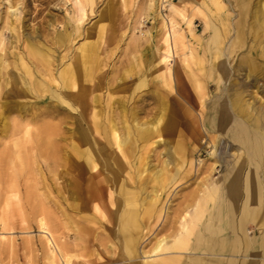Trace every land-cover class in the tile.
<instances>
[{
    "label": "rangeland",
    "instance_id": "374dc122",
    "mask_svg": "<svg viewBox=\"0 0 264 264\" xmlns=\"http://www.w3.org/2000/svg\"><path fill=\"white\" fill-rule=\"evenodd\" d=\"M243 6L235 0H0V264H185L203 256L194 250L196 237L206 209L220 202L208 191L224 172L211 159L213 144L229 142L232 153L247 133L248 151L260 143L254 106L241 111L249 118L246 127L240 121L245 132L229 133L239 120L225 127L233 92L241 104L264 105V73H251L257 63L264 69V0ZM78 57L90 64V76L65 89L62 74ZM210 118L217 126L208 132ZM27 126L38 142L31 152L22 140ZM45 126L55 132L41 135ZM262 154H244L242 161L263 160ZM63 155H77V193L73 178L56 165ZM107 177L112 182L104 183ZM119 189L137 220L127 224L137 240L130 258ZM248 228L259 242L263 229ZM254 254H236L234 264L264 262L259 246Z\"/></svg>",
    "mask_w": 264,
    "mask_h": 264
},
{
    "label": "crops",
    "instance_id": "0c3cea01",
    "mask_svg": "<svg viewBox=\"0 0 264 264\" xmlns=\"http://www.w3.org/2000/svg\"><path fill=\"white\" fill-rule=\"evenodd\" d=\"M240 7L241 6H239V8ZM236 42V45L240 46V41L237 40ZM256 66L257 65H253L251 67H254L251 73H264V69H259L257 68L258 66ZM245 70L246 67L243 66L240 72H245ZM244 88H248L247 85H244ZM230 113V116L228 115L227 119L225 120L226 129L231 120H233L231 116L232 112L230 111ZM173 120L175 122L177 121L175 117ZM215 126H217V124ZM215 126H213V128H215ZM255 126L253 133L260 137V143L253 142L251 150H253V152L256 151V153L261 152L264 154V124L262 125L263 129L258 124ZM238 130L240 129H236L235 133V130L230 129L229 133L235 137H238L242 132ZM209 131L210 130H208V132ZM222 131L225 130L215 132V134L218 135L217 138H219V135H221L220 132ZM169 133L175 135L173 131ZM219 141L222 140L219 139ZM243 142L244 140L242 141L241 146L244 148L240 146L241 149L237 148L236 151L233 152L234 154L242 156L245 153L251 151H248L250 147L244 145ZM227 143L225 141L224 145L228 146ZM228 147L231 146L229 145ZM245 148L247 151L242 150ZM240 151H242V153ZM181 159L184 161V163L180 162ZM181 159H178L176 162L180 164V169L184 168V165L186 164V160L183 158ZM168 163L170 164V162ZM169 164H167V166ZM214 164L215 167L224 169V172L222 176L216 182H214L213 188L208 191V196L212 197V195H218L220 202L214 207H209L206 209L205 212L207 213V221L196 237L197 245L194 247V250L203 253V256L189 257L187 258L188 262L185 264H234V256L241 252L245 255H251V257L257 256L255 254L252 255V251L258 248V246L262 249V254H264V189L262 183V180H264V161L261 162L260 160H246L241 161L240 163L229 162L225 164L214 161ZM261 171H263V175L261 174ZM178 174L179 173L176 172L174 175L177 177ZM227 175H229V177ZM176 177L174 176L173 179H176ZM205 206H207V203H205ZM198 211L200 212V210ZM251 223L254 224L255 227H261L263 229V235L260 241L257 243L251 237H249L251 230L248 228V225ZM133 224L137 225V223L134 222ZM123 227L124 225L122 228ZM122 228L121 232L123 234ZM134 232L135 231L128 229V235H123L126 247L125 256L128 258L134 257L137 254V240ZM137 233L139 234L140 231H137ZM127 240H130L129 246L127 245ZM131 251H135V254L131 255ZM224 256L230 257L224 259ZM247 264H264V262L258 263L253 261Z\"/></svg>",
    "mask_w": 264,
    "mask_h": 264
},
{
    "label": "bare ground",
    "instance_id": "6f19581e",
    "mask_svg": "<svg viewBox=\"0 0 264 264\" xmlns=\"http://www.w3.org/2000/svg\"><path fill=\"white\" fill-rule=\"evenodd\" d=\"M250 0H235V3L237 4V7H239V6H243V5H245V4H247L248 2H249ZM243 8V7H242ZM260 10H261V8H259ZM258 9V10H259ZM257 10V11H258ZM155 11V10H154ZM260 14V13H259ZM241 15L242 16H240V17H243V14L241 13ZM263 15V14H262ZM241 20L242 19H240V22H238L237 23V27H236V38H237V40H239L240 39V29H241V25L243 24V22H241ZM253 32H254V30H253ZM170 35V34H169ZM169 35L167 36V37H169ZM220 34H217V31L215 30L214 31V33H213V35H212V37H211V41H210V43L213 45V47L215 46V44L216 43H219L218 42V39H219V36ZM251 35V34H250ZM257 38V37H256ZM167 40V39H166ZM167 42V41H166ZM254 42H255V40H254ZM168 43V42H167ZM208 44V43H207ZM236 44V43H235ZM256 44V43H255ZM207 46V45H206ZM217 47V46H216ZM234 47V46H233ZM207 48V47H206ZM216 49H218V48H216ZM42 50V49H41ZM253 51V50H252ZM205 52H206V50H205ZM209 52V51H208ZM210 54V53H209ZM218 54V53H217ZM191 55V54H190ZM214 56V55H213ZM207 57V56H206ZM169 58H170V56H169ZM227 58V57H226ZM73 59V58H72ZM85 59V58H84ZM86 59H87V57H86ZM258 61V60H257ZM90 64L88 63V61L86 62V64L82 61V59L80 58V57H78L75 61H74V63H72L71 65H70V67H68V68H66L65 70H64V72H63V74H62V80H63V85H64V88L65 89H70L71 88V86H73L74 85V83H85L86 81H87V79L89 78V76H90V69H89V66ZM257 65H258V63H257ZM251 66V65H250ZM257 67V66H256ZM258 68V67H257ZM240 69V68H239ZM252 69H254V67L252 68ZM234 69H232V71H233ZM54 73V72H53ZM38 74V73H37ZM221 75V74H220ZM22 77V76H21ZM247 77V76H246ZM248 78V77H247ZM59 80V79H58ZM60 81V80H59ZM222 82V81H221ZM71 83H73V85L71 84ZM244 85V84H243ZM43 86L44 85H38V88H37V90H38V92L39 91H42V92H44V88H43ZM222 88V87H221ZM253 88V87H252ZM75 89H76V87H75ZM46 91V90H45ZM41 92V93H42ZM241 92V91H240ZM232 95V94H231ZM77 96L78 95H75V98H77ZM241 96H243V95H241ZM225 98V97H224ZM257 102L256 101H254V102H246V103H240L239 102V96H237V94H234V92H233V97H232V99H231V108H232V110H231V112H232V115L234 116V121L235 120H239V124L237 125V126H235L234 128H236V129H240V130H238V131H242V132H245V128H243V126H241L240 125V121H242V123H244V125H245V123L246 124H248V120L247 119H249V118H247V119H245V118H243V116H241V114H243V113H241V111L246 107H249V106H254L255 108H254V110H253V114H255V116L254 117H256L255 119L257 120V122H256V124H258V125H260L261 127H262V125L264 124V105L263 106H257ZM31 105V104H30ZM259 105V104H258ZM73 106V105H72ZM53 107H54V105H53ZM74 107V106H73ZM244 107V108H243ZM57 108V107H56ZM59 108V107H58ZM245 108V109H246ZM62 111V110H61ZM250 111V110H249ZM43 112V111H42ZM215 112V111H214ZM222 113V112H221ZM41 114V113H40ZM48 114V113H47ZM31 116V115H30ZM220 116V115H219ZM221 117V116H220ZM227 117V116H226ZM70 118V117H69ZM72 119H73V117H72ZM222 119V118H221ZM29 120V119H28ZM28 120H26V121H28ZM33 120H35V119H33ZM52 120V119H51ZM54 120V119H53ZM213 119H209V120H207V122H206V124H204V125H206V128L209 130V128H210V126H215V122L213 123V121H212ZM7 123V122H6ZM31 123V121L29 122V124ZM48 123V122H47ZM223 123V122H222ZM18 124V123H17ZM26 124V123H25ZM212 124V125H211ZM235 125V124H234ZM21 126V125H20ZM32 126V125H31ZM223 127V126H222ZM245 127H246V125H245ZM256 127V126H255ZM254 127V128H255ZM264 127V126H263ZM263 127H262V129H263ZM21 128V127H20ZM26 128V130L25 129H23V131L25 130V133H24V137L26 136V139L23 137V139L22 138H18V140L19 139H22V140H26L25 141V145L27 144L28 145V149L30 150V152L31 151H33L34 150V145H36L37 143L34 141L35 139H36V137H34V135H33V137L34 138H32V133H31V129H30V126H27V127H25ZM250 128V127H249ZM14 129V128H13ZM42 129V128H41ZM256 129H257V127H256ZM17 130V129H16ZM40 130V129H39ZM56 131H58V130H56ZM248 131V130H247ZM252 131V130H251ZM55 131H53V129H51V127H47V126H45V127H43V129H42V132H41V135H45V136H47V134L49 133V135H51L52 133H54ZM264 132V131H263ZM97 133V132H96ZM56 134V133H55ZM115 134H116V132H115ZM15 135V134H14ZM18 135V134H17ZM36 135V134H35ZM37 135H39V138L41 139L42 137H40V134H37ZM36 135V136H37ZM21 136V135H20ZM45 136H44V139H45ZM55 136V135H54ZM98 136V135H97ZM60 137V136H59ZM32 139H34V140H32ZM219 139V138H218ZM250 138H249V134L247 133V135H246V139L244 140V145H249V143H248V141H250L249 140ZM37 140V139H36ZM36 143V144H34V142ZM42 141V140H41ZM58 140H56V142H57ZM116 141H117V139H116ZM44 142V141H43ZM225 142V141H224ZM224 142H222V141H219L218 140V142H215L216 144H213V146H212V148H213V151H212V154H211V159H216V161L218 162V163H229V162H231V163H237V162H241L242 161V158H243V156H245V155H242V156H240V155H237V154H234L233 152V154H231V152L229 151L230 149V147H228V146H225L224 145ZM21 143H23V142H21ZM21 143H20V146H22L21 145ZM248 143V144H247ZM34 144V145H33ZM40 144H42L43 146H45L46 144H44V143H40ZM262 145H263V143H262ZM16 146H18V145H16ZM41 146V145H40ZM47 146V145H46ZM8 147V148H7ZM6 148H7V150L9 149V146H7ZM13 147V146H12ZM26 147V146H25ZM56 147V146H55ZM60 147V146H59ZM71 147V146H70ZM249 147V146H248ZM21 148V147H20ZM22 148H23V146H22ZM22 148H21V150H22ZM13 149V148H12ZM15 149V148H14ZM241 149V148H240ZM4 150H5V148H4ZM6 150V152L8 153V151ZM243 150V149H242ZM3 151V150H2ZM15 151V150H14ZM13 151V152H14ZM68 151V150H67ZM9 152H10V150H9ZM12 152V153H13ZM35 152V151H34ZM55 152H57V151H55ZM59 152H60V150H59ZM239 152V151H238ZM241 153H242V151H240ZM2 153H5V151H3ZM1 153V154H2ZM17 153V152H16ZM19 153V152H18ZM250 153L252 154V156L251 157H254L255 155H254V153H256V151L255 152H253V150H251L250 152H248V153H245V154H248V155H250ZM261 153V152H260ZM10 154V153H9ZM14 154V153H13ZM13 154H11V155H13ZM24 155L26 154V152L25 153H23ZM31 154V153H30ZM42 154V153H41ZM66 154V153H65ZM3 155L4 154H2V157H3ZM56 155H57V157H59L58 156V154L56 153ZM68 155V154H67ZM263 155V154H262ZM8 155L6 154V156L5 157H7ZM15 156H16V154H15ZM15 156H13V157H15ZM26 156H27V154H26ZM32 155H30V156H28V157H31ZM37 156V155H36ZM258 156V155H257ZM2 157H0L1 158V161H2ZM4 157V158H5ZM10 157H12V156H10ZM9 157V158H10ZM12 157V158H13ZM18 157V156H17ZM17 157H15V158H17ZM63 157H64V155H63ZM19 158V157H18ZM32 158V157H31ZM27 159H29V158H27ZM33 159V158H32ZM31 159V160H32ZM58 159V161H57V167H61V168H63V169H65V171L66 172H68L67 173V175L68 176H71L73 179V186H74V191L77 193L78 191H79V184H78V177L80 176V170H79V167H78V165H77V155H70V157H64L63 159L62 158H57ZM247 159V158H246ZM5 160H10V159H7V158H5L3 161L4 162H6ZM18 163H19V166L22 164V162H21V164H20V159L19 160H16ZM29 161V160H28ZM37 161V160H36ZM215 161V160H214ZM261 162L262 161H264V160H262V158H261V160H260ZM9 161H7V163H8ZM14 162H15V159H14ZM13 162V163H14ZM31 162V161H30ZM180 162H182V163H184V161L181 159L180 160ZM3 165L5 164V163H3V162H1ZM26 163V162H25ZM34 162H32V164H33ZM14 164H17L16 162L14 163ZM29 164V163H28ZM175 164V163H174ZM215 164H217V163H215ZM214 164V165H215ZM1 165V164H0ZM3 165H1L0 167H2ZM9 165V164H8ZM4 166V167H8L7 169H9L8 170V172L12 175V173L10 172V171H13V170H11V167H9V166ZM34 165V164H33ZM38 165V164H37ZM52 164L50 163V165L49 166H51ZM217 165H219V164H217ZM30 166V165H29ZM28 166V167H29ZM234 166V165H233ZM258 166V165H257ZM16 167H18V166H14L13 167V169H15ZM22 167H25V166H23L22 165ZM221 167V166H220ZM226 167V166H225ZM56 168V167H55ZM181 168H182V166H181ZM215 168V167H214ZM18 169V168H17ZM19 169H20V167H19ZM18 169V171H20ZM22 169V168H21ZM24 169H26L27 170V168H24ZM31 169V166H30V168H29V170ZM23 170V169H22ZM21 170V171H22ZM59 170H61V169H59ZM15 171H17V170H15ZM40 171H41V169H40ZM7 172V173H8ZM5 173V172H4ZM57 173V172H56ZM232 173V172H231ZM11 175H10V177H11ZM13 175H16V174H13ZM12 175V176H13ZM6 176H7V174H6ZM8 176H9V174H8ZM112 176V175H111ZM228 177H229V175H227ZM56 177V176H55ZM114 177V178H113ZM113 179L115 180V184L117 185V179H116V174L114 173V175H113ZM9 178V177H8ZM10 179V178H9ZM8 179V180H9ZM11 179H12V177H11ZM11 179L9 180V181H11ZM101 181H102V179H101ZM109 182H112V180L109 178V177H107V179L104 181V183H109ZM99 184V183H98ZM100 185V184H99ZM7 186V185H6ZM34 187V186H33ZM38 188H40L39 187V185L37 186L36 185V188H35V190L36 189H38ZM68 188V187H67ZM30 191H28V193H31V194H28V196L29 195H31V197L32 196H34L33 195V192H31L32 190H34V188H31L30 187ZM26 190V189H25ZM68 190V189H67ZM109 192V191H108ZM119 192H120V198H119V196H118V198L119 199H117V211L118 212H122V217H121V221H122V225H124V227L122 228L123 229V235H125V236H127L128 234H127V232H128V227H127V224H130V223H137V220H135L134 219V216H132V213H131V211H130V207H129V203H128V194H127V192L126 191H123V190H121V189H119ZM113 194H110V196H112ZM33 198V197H32ZM102 198V197H101ZM112 198V197H111ZM28 199V198H27ZM40 200V199H39ZM44 202V201H43ZM7 207V206H6ZM25 207L26 208H29L30 207V205L27 203V204H25ZM48 210V209H47ZM134 210V209H133ZM44 211H46V206H45V203H42V206H41V211L40 212H44ZM39 213V212H38ZM37 214V213H36ZM44 215H45V213H43ZM45 217V216H44ZM134 219V220H133ZM45 221L46 220H44V218H42V219H40V225H41V227L40 228H42L43 229V233L46 235V237H47V239H48V241H49V243H50V245L51 246H53V248H54V244H53V240H52V238H50L49 236H47L48 235V233L45 231V229L47 230V228L46 227H48V225H46L45 224ZM46 226V227H45ZM125 232H126V234H125ZM47 241V242H48ZM127 242V245L129 246V244H130V240H127L126 241ZM129 242V243H128ZM161 243V242H160ZM160 243L158 244V246H157V248L155 249V251H158L160 248H161V245H160ZM127 246V247H128ZM60 249V248H59ZM128 249H129V247H128ZM51 251V250H50ZM132 253H130L131 255L133 254H135V251L133 252V251H131ZM64 253H63V257H64ZM65 257H67V256H65ZM64 257V258H65ZM51 258V257H50ZM53 259V258H52ZM66 259V258H65ZM68 260V259H67ZM66 260V261H67ZM65 261V262H66ZM67 264H68V261H67Z\"/></svg>",
    "mask_w": 264,
    "mask_h": 264
}]
</instances>
